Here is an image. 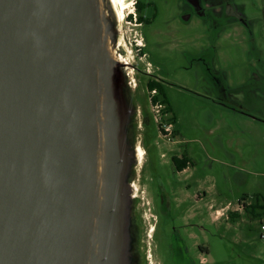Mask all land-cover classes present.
Here are the masks:
<instances>
[{"label":"water","instance_id":"obj_1","mask_svg":"<svg viewBox=\"0 0 264 264\" xmlns=\"http://www.w3.org/2000/svg\"><path fill=\"white\" fill-rule=\"evenodd\" d=\"M114 0H0V264H140L134 67Z\"/></svg>","mask_w":264,"mask_h":264},{"label":"rangeland","instance_id":"obj_2","mask_svg":"<svg viewBox=\"0 0 264 264\" xmlns=\"http://www.w3.org/2000/svg\"><path fill=\"white\" fill-rule=\"evenodd\" d=\"M123 2L126 18L118 26V43L122 55L134 66L128 72L137 85L132 86L139 94L140 106L136 145L143 155L133 178L139 190L141 225L145 227L146 219L155 217L151 178L156 180L155 187L162 184L168 195L190 203L196 204L197 195L207 192V200L196 205L204 206L207 201L213 213L214 264H264V215L252 219L239 206L245 195L252 202L257 194L264 197V0H235L242 23L218 17L216 25L211 18L193 15L196 52L204 55L195 56L194 62L186 61L180 53L188 49L182 44L185 28L176 32L184 21L175 8L162 4L150 31L158 29L172 41L164 55L157 50L150 60L179 76L186 72L184 77L195 89L173 98L174 127L171 115L164 116L161 108L144 102L148 94L143 70L149 58L138 53L144 44V28L135 20V0ZM150 11H146L147 16ZM168 21L171 24L166 26ZM164 127H169L170 133ZM183 153L192 158L195 167L176 174L170 157ZM155 230L154 223L148 232V245L153 264H158Z\"/></svg>","mask_w":264,"mask_h":264},{"label":"flooded vegetation","instance_id":"obj_3","mask_svg":"<svg viewBox=\"0 0 264 264\" xmlns=\"http://www.w3.org/2000/svg\"><path fill=\"white\" fill-rule=\"evenodd\" d=\"M141 4V14H138L137 8L135 7L136 21L139 22L141 17L143 21L139 25L144 28L142 34L144 44L138 49V53L142 57L147 59L154 56L157 52L165 54L168 44L171 43L172 38L170 35H163L158 29H152L159 19V14L162 10V4L168 8H175L179 18L182 19L183 24L181 27L176 28L177 33H181V30L185 28L186 33L184 34L183 45L187 46L186 49L181 53V56H185V60L188 62H194L195 56L199 55L196 52V37L191 30L192 18L194 16H200L204 19L211 18L216 25L220 23L218 17H226L236 20L240 23L243 22L242 16L239 13L235 0H139ZM151 10L150 16L146 15V11ZM174 10V11H175ZM174 14V13H173ZM171 21H168L165 25L169 26ZM181 24V23H180ZM148 30V32H146ZM151 32V33H150ZM178 35V34H176ZM177 45L180 46V41L174 39ZM173 40V41H174ZM147 62L143 75L145 77V91L148 103L150 106L158 107L162 109H171V112H164V116L171 115V118H175L172 127L177 123V115L174 111L173 98H177V93L187 92L194 93V85L191 80H187L186 69L185 75H178L176 71L172 72L162 68V64L156 66L151 60ZM155 66V68H154ZM183 77V78H182ZM133 76H130L131 85L134 84ZM154 85V89L150 90L149 87ZM135 88L137 87L134 84ZM131 88V97L133 103L138 109V99L135 91ZM133 93H135L133 95ZM158 98L157 102L154 103V99ZM137 102V103H136ZM140 107V106H139ZM139 113V109H138ZM137 113V115H138ZM138 118V117H137ZM176 132H178L175 128ZM179 133V132H178ZM164 157V156H163ZM188 158L190 163L184 169H177L175 161ZM171 162L174 167L176 174L187 173L188 170L195 167V163L186 153L182 155H171ZM176 159V160H175ZM152 168V166H151ZM152 201L155 217L152 219H146L145 227L141 225L138 213L137 204L139 199V190L136 187L135 193V217L139 229L138 239V251L140 255V264H153V258L150 254V246L148 245V237L152 224L155 223V232L153 237L156 241V247L158 249V264H214L213 262V213L205 201L204 206L197 207L202 204L204 200H207V192H203L196 197V204L190 203L189 201L180 200L177 196H170L166 192L165 187L161 184L155 187V178L152 179ZM190 188V186L188 187ZM247 198L241 199L239 206L245 209L246 205H250L251 201ZM251 215V214H250ZM254 218V216H249ZM143 229L145 232H143ZM146 237V238H145Z\"/></svg>","mask_w":264,"mask_h":264},{"label":"trees","instance_id":"obj_4","mask_svg":"<svg viewBox=\"0 0 264 264\" xmlns=\"http://www.w3.org/2000/svg\"><path fill=\"white\" fill-rule=\"evenodd\" d=\"M135 7L137 8L138 14H141V4L139 2V0H135ZM143 21V19L140 17L139 18V22L141 23ZM150 90L154 89V85H152L151 87H149ZM158 100V98L154 99V103H156ZM162 113L164 114L167 112H171V109H162L161 110ZM170 121L172 123H174L175 118L170 119ZM163 130V129H162ZM176 160V159H175ZM175 165L177 166V169L181 170L184 169L185 167H187V165L190 163V160L188 158H184L182 160H178L174 162ZM244 197L247 198V195H245ZM255 201L252 202L250 205H246L245 206V211L248 212L249 214L253 215L254 218H259L262 217L264 215V197L261 196L260 194H257L254 196ZM245 199V198H242Z\"/></svg>","mask_w":264,"mask_h":264},{"label":"bare ground","instance_id":"obj_5","mask_svg":"<svg viewBox=\"0 0 264 264\" xmlns=\"http://www.w3.org/2000/svg\"><path fill=\"white\" fill-rule=\"evenodd\" d=\"M115 4H116V7H117V11H118V15H119V20L120 21H123L125 20L126 18V15H125V5H124V2L123 0H114ZM131 69V68H130ZM134 87V86H133ZM139 147V146H138ZM141 151V150H140ZM141 155L142 152H141Z\"/></svg>","mask_w":264,"mask_h":264},{"label":"built area","instance_id":"obj_6","mask_svg":"<svg viewBox=\"0 0 264 264\" xmlns=\"http://www.w3.org/2000/svg\"><path fill=\"white\" fill-rule=\"evenodd\" d=\"M169 127H171V125ZM169 127H167V128L164 127V131L166 133H170ZM261 231L264 232V224L261 225ZM261 237L264 238V234L263 233H262Z\"/></svg>","mask_w":264,"mask_h":264}]
</instances>
